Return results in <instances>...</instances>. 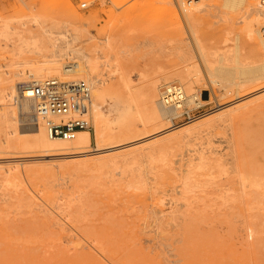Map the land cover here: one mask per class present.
I'll use <instances>...</instances> for the list:
<instances>
[{
	"label": "rangeland",
	"instance_id": "obj_1",
	"mask_svg": "<svg viewBox=\"0 0 264 264\" xmlns=\"http://www.w3.org/2000/svg\"><path fill=\"white\" fill-rule=\"evenodd\" d=\"M25 1L29 8L22 0H0V15L13 18L48 11L57 19H71L85 29L79 43L94 44L101 60L119 55L120 59L128 58V66L142 68L146 75L142 83L155 81L158 85L156 99L178 60L175 41L169 44L166 36L170 30L186 36L181 42L184 47L191 41L187 40L188 27L175 1ZM84 1L85 7L81 5ZM209 2L218 7L202 13L201 30L207 42L215 48L223 47L226 36L227 44L239 43L242 53L247 54L248 45L240 36V17L237 19L242 15V3ZM144 38L158 39L162 48L141 46L127 58L120 51L122 40ZM9 49L0 45V51L8 55ZM218 76L202 71L193 83L199 99L184 102L179 115L160 117L156 125L180 124L217 112L214 109L220 92L230 86V79ZM103 79L100 107L113 115L122 108L123 98L114 87L115 76L105 73ZM133 79L137 80V75ZM260 81L250 83L247 89ZM262 90L245 97L242 102L260 96L240 112L194 125L185 133L152 136L149 139L157 141L149 155L98 159L93 138L87 155L77 157L56 153L43 157L41 151L28 145L6 148L0 153V164L16 162L23 174L0 178V264H264V180L258 188L243 185L241 176H246V165L237 167L236 149L225 142L230 130L235 129L243 161L254 163L258 179H264ZM92 95L94 100L93 91ZM26 111L17 112L18 136L23 141L32 135L28 127L33 120L28 116L33 112ZM151 128L138 120L130 139L103 141V145L118 143L104 153L134 146ZM88 130L93 131L92 120ZM212 149L216 151L212 155L225 153L222 163L195 159L189 164L196 151L209 154ZM93 160V165H86Z\"/></svg>",
	"mask_w": 264,
	"mask_h": 264
},
{
	"label": "bare ground",
	"instance_id": "obj_2",
	"mask_svg": "<svg viewBox=\"0 0 264 264\" xmlns=\"http://www.w3.org/2000/svg\"><path fill=\"white\" fill-rule=\"evenodd\" d=\"M22 1L29 8L26 1ZM174 1L178 3L181 19L188 27L190 37L187 36V40L191 39V41L184 47L181 42H184L186 36H179L178 33L171 32V30L166 36L169 44L175 41V54L178 60L174 63L176 67L168 74V80L164 89L160 91L159 99H156L157 83L150 81L143 84L142 81L145 80L146 76L144 70L128 66L127 61V57H130L141 46L162 48V44L158 39L122 40L120 51L124 52L127 59H120L119 55H116L114 59L111 56L109 58L105 56V59L101 60L95 52L94 44L83 45L79 43L85 29L83 30V27L74 25L71 19H57L48 11L41 14L32 12L28 15L13 16V18L0 15V45L5 44L10 48V56L8 53L0 51V153H4L6 148L28 145L41 151L43 157L54 153L64 157L84 156L87 155L88 146L93 138L97 143L95 149L97 151L96 158L98 159L102 157L107 158V160L119 157L126 159L137 153L149 155L152 145L157 141L156 138L150 140L149 138L152 136L163 134L159 137H168L170 133H185L194 125L217 118L222 119L225 115H229L236 110L239 111L248 103L259 98L260 96L242 102L245 97L254 92L257 93V89L258 92L264 90V80H262L264 78V42L262 37L264 5L262 0H230L231 4L238 1L242 3L243 10L240 9L242 15H239L237 19L240 17L238 21L240 36L248 45L247 54L242 53V47L239 43L235 45L227 44L229 38H226V36L225 39L223 38L225 44L223 47L215 48L207 42L201 30V17L204 10L218 7L215 2H209V0H170V3L172 4ZM118 3V1L115 2V4ZM176 17L178 18L177 12ZM61 26L65 28L60 30L59 27ZM4 59H9V61ZM64 59L66 61H63ZM198 62L202 63L203 67H200L197 64ZM202 71L212 76L219 75L218 77H221V80L222 78L223 80L230 79V86L222 88L220 92L217 107L214 109H218L217 112L197 120L194 117L191 118V121H184L180 124L165 122L159 126L156 125L160 117L179 115L184 102L188 103L198 98L196 92L194 93L193 83ZM105 73L116 77L113 84L117 88L119 96L123 98L122 108L113 115L106 113L100 107V102L103 99L102 83L104 82L103 75ZM133 75H137V80L133 79ZM24 76L29 79L22 80L21 78ZM47 77H56L60 81L82 78L90 83L95 98L93 100L92 95L89 110L92 120V132L88 129H80L73 139L50 137L44 123L37 119L28 127L32 133L29 140L26 139L24 142L20 139L18 136L20 129L17 125V112H20V114L24 110H32L33 112L34 99L31 96V91L25 87L26 89L22 91V97L15 101L14 96L19 92L18 84ZM173 80L177 83H172ZM257 80H261L259 85L256 86V84L254 88L248 90L249 84ZM225 106H228V108H223ZM28 117L33 118V114ZM138 120L144 125H152L150 129L152 131L148 134L145 133L143 138H139V143L132 147L118 152L104 153V151L106 152L117 146L118 143L103 145V141L110 140L112 142V139L116 138L117 140H120L118 138L130 139V134L135 129ZM225 140L229 145L228 147L232 145L236 149L234 153L235 158L238 160L237 167L243 169L244 164L246 165L243 170L246 176L243 173L242 175L245 177L240 175L243 178V185L246 187L256 185L257 188L263 185L260 183L264 179H260L261 182L258 179V176L260 177L257 172L258 167L254 163V165H251L243 161L245 156L243 157V154L239 152L235 129L230 130ZM196 152H198L196 156L193 154L192 158L190 157L189 164L195 159L202 163L216 164H220L225 160L223 157L225 156L224 152L219 155H212L216 152L213 149L209 150V154H205L202 150ZM95 161L87 162L86 165H93ZM20 166L16 162L8 165H2L1 163L0 178L13 179L20 177L23 172ZM258 184L259 186H257Z\"/></svg>",
	"mask_w": 264,
	"mask_h": 264
},
{
	"label": "built area",
	"instance_id": "obj_3",
	"mask_svg": "<svg viewBox=\"0 0 264 264\" xmlns=\"http://www.w3.org/2000/svg\"><path fill=\"white\" fill-rule=\"evenodd\" d=\"M81 5L85 7L87 3L84 1ZM262 37L264 42V29ZM25 87L34 99L32 120L40 119L50 137L73 139L78 130L90 129L92 91L87 80L73 78L60 81L56 77H47L21 82L18 84L19 92L14 96L15 101L22 97Z\"/></svg>",
	"mask_w": 264,
	"mask_h": 264
}]
</instances>
